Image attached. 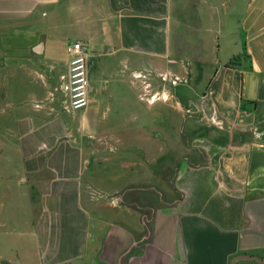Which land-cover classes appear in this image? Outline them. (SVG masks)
<instances>
[{"label": "crops", "instance_id": "0c3cea01", "mask_svg": "<svg viewBox=\"0 0 264 264\" xmlns=\"http://www.w3.org/2000/svg\"><path fill=\"white\" fill-rule=\"evenodd\" d=\"M215 20L226 48L209 58ZM74 41L96 70L88 106L66 112L55 89ZM0 63V136L37 197L23 264H264V0H0ZM169 73L186 74L193 149L169 181L139 180L138 143L115 128L152 140L142 128L172 125L154 113ZM148 155L147 169L170 164L169 150Z\"/></svg>", "mask_w": 264, "mask_h": 264}, {"label": "rangeland", "instance_id": "374dc122", "mask_svg": "<svg viewBox=\"0 0 264 264\" xmlns=\"http://www.w3.org/2000/svg\"><path fill=\"white\" fill-rule=\"evenodd\" d=\"M223 18L224 17H222V19ZM227 19L231 25L236 22V17L235 22L230 15L227 16ZM218 21L219 20H215L214 23L212 22L214 27L216 28L214 29L215 40H213V38H210V35L206 34V32H203V35L201 37L202 42L205 44L203 49L208 51V55L206 56H208L209 58L212 53H214L213 57H215V55H218V57L220 58L221 52L219 51L223 50V48H226L223 47L222 43L221 48L219 47L222 40L221 32L223 27L221 25H218ZM223 23L224 25H226L225 22ZM231 46L229 45V47ZM230 49H232V47ZM241 58L242 55L240 57L234 58V63L238 64ZM89 61L90 63L92 62V68L96 70L93 60H88V63ZM24 70H26L27 73H31L32 78L35 82L36 76L33 71L34 69L27 68ZM1 71L2 64L0 63V72ZM107 72L110 73L111 70L108 69ZM163 78V80L161 78H155L153 82L155 98H157V91H160V96H158V98H160V100L164 102V105H158L161 107V110H155L154 113L155 118H157L156 115L161 116V124H168L166 123V120H168L172 125H170L169 127H162L163 125L160 126L156 125L155 123L152 128H148L147 130H145V128H142V131L150 138H152L153 141L145 138V135L142 134L140 129L137 130L136 134L132 133L129 135V133L126 132V126L122 125L115 128L117 135L122 139L130 138L134 142L138 143L136 149L137 157H130L128 162H131L133 164L135 163L136 167H132V170L137 171L139 180H144L146 175L150 179V171L152 170V173L154 172V183H156V179H159L160 181H169L172 178L175 165L180 159L179 157L182 156L186 152V150L193 149L192 140L193 135L195 134L194 128L189 126V120H187V115L192 114V110H190L191 106H189L188 101L189 98H192V95H190L191 97H185L179 100V94L176 93L175 87V84L187 82L186 74L184 73L180 76H175L169 73L168 75L165 74ZM34 82H28L29 86H37L34 85ZM161 82H165L166 85L161 86ZM177 100L180 101V106L178 105ZM3 111L4 109L0 101V131L3 129L2 127L4 126L5 121V114ZM105 113L108 114V112ZM78 114H80V112H78ZM112 114L113 112H110L108 114L109 119L113 117ZM163 141L164 143L165 141L169 142V149L166 143H162ZM123 144H121L122 147H124ZM168 150L170 155V164L167 167L168 169L165 167V165L163 168H161L162 170L160 168H157L158 166L153 167L152 169H147V167L144 166V155L146 154V152L153 157L157 152L167 154ZM15 152L16 149L13 147V145L6 142L3 137L0 136V264H23V257H32L33 255L31 254L27 256L26 253L35 251L32 236L28 232L26 233L27 229L32 232L33 218L31 216H33L34 209L33 207L27 205L26 200L31 198L32 201L35 202L37 200V197L35 196L36 192H34L33 190L27 191L25 189L26 186H22L19 184L18 175H16L17 164H14V160L13 163L12 159H9V157H14L15 159ZM118 156L120 159H117L116 165L113 166V168H110V170L114 168L116 169L119 165L124 163L123 159H121V155L119 154ZM113 162L114 161L111 160L112 164ZM157 171L160 172L157 173ZM122 172L124 173V170ZM121 177L124 178V174L121 175ZM26 219H29L31 221L28 222L26 221Z\"/></svg>", "mask_w": 264, "mask_h": 264}, {"label": "built area", "instance_id": "2783aa9c", "mask_svg": "<svg viewBox=\"0 0 264 264\" xmlns=\"http://www.w3.org/2000/svg\"><path fill=\"white\" fill-rule=\"evenodd\" d=\"M89 46L81 41L69 45L68 72L60 78L61 83L55 89L61 98V105L66 112H76L88 106L87 63Z\"/></svg>", "mask_w": 264, "mask_h": 264}, {"label": "water", "instance_id": "95a60500", "mask_svg": "<svg viewBox=\"0 0 264 264\" xmlns=\"http://www.w3.org/2000/svg\"><path fill=\"white\" fill-rule=\"evenodd\" d=\"M33 50H34L35 53L39 54L42 51V46L41 45H37ZM256 261L263 262L261 260H256Z\"/></svg>", "mask_w": 264, "mask_h": 264}, {"label": "trees", "instance_id": "16d2710c", "mask_svg": "<svg viewBox=\"0 0 264 264\" xmlns=\"http://www.w3.org/2000/svg\"><path fill=\"white\" fill-rule=\"evenodd\" d=\"M237 64H235L234 63V59L233 60H231L227 65H226V67L227 68H232V67H235ZM247 257V256H246Z\"/></svg>", "mask_w": 264, "mask_h": 264}]
</instances>
